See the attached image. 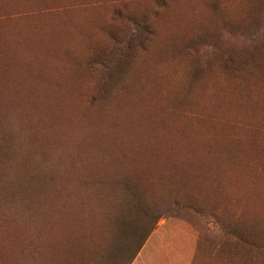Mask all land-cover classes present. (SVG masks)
<instances>
[{"label": "rangeland", "instance_id": "1", "mask_svg": "<svg viewBox=\"0 0 264 264\" xmlns=\"http://www.w3.org/2000/svg\"><path fill=\"white\" fill-rule=\"evenodd\" d=\"M0 264H264V0H0Z\"/></svg>", "mask_w": 264, "mask_h": 264}, {"label": "trees", "instance_id": "2", "mask_svg": "<svg viewBox=\"0 0 264 264\" xmlns=\"http://www.w3.org/2000/svg\"><path fill=\"white\" fill-rule=\"evenodd\" d=\"M6 70H7V68L4 67V68L2 69V71H3L2 74H4V72H5ZM55 179H56V176H53L52 178H49V181H53V180H55ZM144 234H145V232H143V233H142L143 236H142V235H141V236L144 237ZM142 237H141V238H142ZM139 245H140V243H138V244L136 245V247L134 246L135 249H136L137 246H139ZM132 249H133V248H132ZM132 253H133V251H132Z\"/></svg>", "mask_w": 264, "mask_h": 264}]
</instances>
